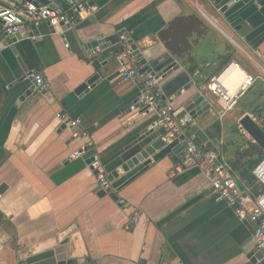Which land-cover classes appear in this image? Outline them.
<instances>
[{
  "label": "crops",
  "instance_id": "obj_1",
  "mask_svg": "<svg viewBox=\"0 0 264 264\" xmlns=\"http://www.w3.org/2000/svg\"><path fill=\"white\" fill-rule=\"evenodd\" d=\"M93 2L74 28L54 31L41 22L39 35L9 40L0 50V264H23L65 239L69 257H88L93 264H249L253 224L215 200L200 167L178 169L184 148L169 152L117 191L126 205L98 195L102 188L89 166L59 184L50 177L51 169L85 148L88 139L75 136L58 112L80 120L79 129L89 133V149L104 163L120 153L134 130L154 123L155 114L141 117L130 109L139 78L121 81L118 75V47L124 49L125 34L148 60L169 54L179 63L166 78L159 77L163 94H171L164 100L172 101L179 114L196 91L194 85L183 87L195 82L204 88L228 62L257 77L223 118L216 114L221 101L207 92L214 105L187 133L202 128L221 158L234 165L241 188L255 196L261 191L254 169L264 149L252 148L256 142L239 120L250 114L264 128V112L252 105L264 100V43L254 49L238 38L210 0ZM30 32L26 23L21 34ZM97 34L108 46L92 52H100L99 59L107 61L102 69L112 77L77 93L94 73L81 39ZM36 71L50 87L35 86L36 94L21 100ZM257 89L263 93L250 94ZM135 212L137 222L130 220Z\"/></svg>",
  "mask_w": 264,
  "mask_h": 264
},
{
  "label": "built area",
  "instance_id": "obj_2",
  "mask_svg": "<svg viewBox=\"0 0 264 264\" xmlns=\"http://www.w3.org/2000/svg\"><path fill=\"white\" fill-rule=\"evenodd\" d=\"M89 1L50 0L49 3L33 1L15 5L0 4V37L12 36L20 32L21 27L26 23L38 25L41 22H47L53 26L63 23L68 28H74L79 17L92 9ZM121 40L124 43V49L119 55L118 75L120 80L128 81L136 78L140 80L137 101L130 106V109L133 112L137 111L141 117L155 114L156 118L153 124L165 129L166 134L163 135L165 142L179 139L181 134H186L185 157L178 169L200 167L209 179L215 200L226 202L233 207L241 221L253 224L254 252L264 251V159L254 169L261 186V191L255 196L241 188L233 167L221 158L217 144L214 148L205 150L206 143H199L195 135L187 133L189 126L196 124V119L192 115L180 116L176 113L177 109L174 103L163 98L161 79L150 72L141 74L139 62L131 56L130 44L127 43L128 36L122 34ZM237 67L238 65L234 62H228L218 73L211 75L204 84L206 91L221 101V106L216 112L218 118H223L229 110L235 107L240 95L247 91L257 78L240 72ZM30 76L38 90L42 91L50 87V82L41 72H32ZM57 117L65 124L75 128V136L88 138L84 146L89 149V133L79 129L80 120L72 119L61 112L57 113ZM82 149L74 150L70 154V158L82 156L85 152L84 148ZM88 166L98 171L96 176L102 189L111 186V182L107 178L105 163L97 153L92 155ZM118 201L121 205H126L124 199L120 198ZM130 220L137 222L139 220L138 213L135 212ZM263 259L264 255L258 262Z\"/></svg>",
  "mask_w": 264,
  "mask_h": 264
},
{
  "label": "water",
  "instance_id": "obj_3",
  "mask_svg": "<svg viewBox=\"0 0 264 264\" xmlns=\"http://www.w3.org/2000/svg\"><path fill=\"white\" fill-rule=\"evenodd\" d=\"M41 2L49 3L50 0H0V4L15 5L17 3L24 2ZM109 0H98L99 5H104ZM212 6L217 11L219 17L228 24L235 31L238 38L248 43L252 48L259 49L260 45L264 43V0H210ZM89 3H94L93 0ZM1 22V19H0ZM32 32L30 34H21L25 24L21 27L20 32L15 33L12 36L0 37V47L9 43L17 41L25 36L39 35V29L37 24L31 23ZM52 30L60 31L67 30L68 27L63 23L54 25ZM4 38V39H3ZM83 48L93 58L92 66L94 73L87 78L76 90L77 93L89 91L99 84L105 77L110 79V76H106L103 65L107 61L102 62L99 59V53L93 54V49L100 47L101 50H105L108 46L103 34L93 35L81 39ZM127 43L130 44L131 56L136 58L140 63L139 72L146 73L150 72L157 77L166 78L168 75L177 70L180 65L179 63L169 54H166L160 58L148 60L142 50L137 46L131 37L128 36ZM124 45L123 42H121ZM13 50H16L14 45H11ZM240 68V67H239ZM241 69V68H240ZM243 70V69H241ZM194 85L196 91L194 94L188 97L184 103V107L178 115H192L197 119L202 114L212 109L214 102L208 95L205 88L198 86L195 82L190 85L183 87L185 90ZM35 84L25 91L21 100L27 96L36 94ZM181 93V92H179ZM165 96H171V94H163ZM240 125L248 132L253 140L264 149V128L250 115L245 114L240 118ZM165 129L158 127L153 123L144 125L139 129L134 130L131 133V137L128 142L124 145L119 154L113 159L105 163V170L107 172V178L111 182V186L107 189H101L98 192L99 196L109 194L110 197L118 201L119 191L124 185L129 183L131 180L142 174L148 168H150L154 162L158 161L169 152L178 148H184L186 145V134H181L179 139H174L171 142H165L163 135H165ZM196 140L201 143H207L209 137L202 128H198L195 132ZM79 150H83L80 148ZM85 152L82 156L71 159L70 156L63 159L59 164L54 166L49 172L50 177L56 183H62L68 178L72 177L76 173L82 171L91 162L92 155L96 153L95 149L84 148ZM92 169L93 173L97 175V170ZM67 240H63L59 245L35 256L25 258L21 262L23 264H93L88 257L76 258L69 257L67 254ZM264 255V251L253 252L250 256L249 264H262L258 262Z\"/></svg>",
  "mask_w": 264,
  "mask_h": 264
},
{
  "label": "rangeland",
  "instance_id": "obj_4",
  "mask_svg": "<svg viewBox=\"0 0 264 264\" xmlns=\"http://www.w3.org/2000/svg\"><path fill=\"white\" fill-rule=\"evenodd\" d=\"M254 88H255V85H254ZM262 90H264V89H262ZM262 90L257 89L256 91L254 90V92H252L250 94L251 95H257L259 93V95H261L263 93ZM211 98L214 99L213 96H211ZM252 105L255 107L256 110L261 111V112H264V100L259 101V102L254 101ZM262 157H264V154H263ZM232 166H234V165H232ZM233 168H235V167H233Z\"/></svg>",
  "mask_w": 264,
  "mask_h": 264
},
{
  "label": "trees",
  "instance_id": "obj_5",
  "mask_svg": "<svg viewBox=\"0 0 264 264\" xmlns=\"http://www.w3.org/2000/svg\"><path fill=\"white\" fill-rule=\"evenodd\" d=\"M123 50V48H122V46H119L118 47V52L120 53L121 51ZM251 146H252V148L254 149V150H260L261 148H260V146L258 145V144H256V143H251L250 144ZM214 147V145H212V143L211 142H207L206 143V146H204V149L205 150H210V149H212ZM249 153V152H248ZM249 159H251V157H252V154L250 153L249 154ZM250 161V160H249ZM232 163V162H231ZM232 166V165H231ZM233 167V166H232ZM233 170H234V168H233ZM259 193V192H258Z\"/></svg>",
  "mask_w": 264,
  "mask_h": 264
},
{
  "label": "bare ground",
  "instance_id": "obj_6",
  "mask_svg": "<svg viewBox=\"0 0 264 264\" xmlns=\"http://www.w3.org/2000/svg\"><path fill=\"white\" fill-rule=\"evenodd\" d=\"M237 68H239V67H237ZM239 69H240V68H239ZM239 69H238V70H239ZM239 71L241 72V69H240ZM242 73H244V72H242Z\"/></svg>",
  "mask_w": 264,
  "mask_h": 264
}]
</instances>
